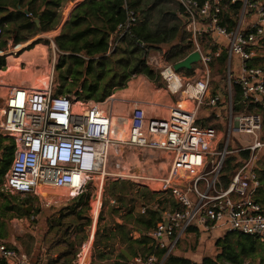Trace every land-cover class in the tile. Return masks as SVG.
Listing matches in <instances>:
<instances>
[{"label":"built area","instance_id":"1","mask_svg":"<svg viewBox=\"0 0 264 264\" xmlns=\"http://www.w3.org/2000/svg\"><path fill=\"white\" fill-rule=\"evenodd\" d=\"M176 1L182 9L178 14L189 43L187 54L197 51L200 58L187 77L167 59L168 48H146V63L163 80L166 97L175 96L170 104L152 93L128 110H116L114 93L102 101L60 93L54 80L55 45L42 80V73L30 79L34 72H25L19 64L0 67L3 72L13 67L0 75V191L29 193L48 203L51 194L45 193L50 189H67V195L54 200L67 202L92 188L91 232L72 264L90 263L86 257L109 179L136 182L167 194L175 204H140V213L159 209L160 219L145 232L150 251L135 254L129 264H163L187 237L200 241L236 232L264 239V204L256 199L261 180L255 170L257 152L264 146V0ZM124 7L125 18L111 35L108 52L139 22V14ZM9 48L1 56L18 55L19 50ZM222 56L226 96L210 91L211 65ZM236 86L245 106L234 115ZM204 105L217 118L225 108V134L199 125L198 110ZM249 105L254 110L247 112ZM233 132L235 140L248 141L229 148ZM5 144H12L13 152L2 172ZM244 150H249L248 157L238 160L225 183V158ZM133 232V238L140 235ZM32 263L31 254L0 242V264Z\"/></svg>","mask_w":264,"mask_h":264},{"label":"trees","instance_id":"2","mask_svg":"<svg viewBox=\"0 0 264 264\" xmlns=\"http://www.w3.org/2000/svg\"><path fill=\"white\" fill-rule=\"evenodd\" d=\"M134 9L140 16V21L125 36H123L115 48L108 52L109 41L116 30V26L125 18V7ZM180 12L182 9L180 8ZM29 13V15L27 14ZM176 14L172 13L167 4V0H80L69 13L68 19L64 22L60 32L53 38L57 50L60 52V59L57 62V69L65 66L66 74L60 76L65 80L60 93H74L79 97L102 101L107 95L113 93L114 89L123 88L127 80L133 75L144 74L153 81L159 80L160 76L146 63V48L160 50L163 45L168 46L167 59L176 62L182 59L189 52V43L184 35L177 38L178 30L182 29V22L177 19L172 23H167L169 19H174ZM38 19V24L35 19ZM59 21V14L55 10V3L52 0H29L21 8H8L0 5V49L4 50L7 40L11 39L16 45L25 42L38 32L49 31L54 28ZM20 47V46H16ZM34 45L26 48L29 50ZM219 64L225 61L224 56L218 59ZM4 60L0 59V66ZM222 71V66L217 69V73ZM212 93H216L212 90ZM245 104L241 98L239 88L235 87L233 98L234 111H242ZM254 107L249 105L245 111H252ZM13 152L12 144L2 146V172L7 169ZM249 150H244L238 155L231 154L225 158L222 170V180L226 183L228 176L233 172V168L238 160L246 159ZM260 191L264 197V178ZM146 190V188H145ZM121 192V191H117ZM127 193V192H126ZM147 194L150 196L159 195L157 192H146L139 194V199L143 200ZM83 193L74 199L76 204L83 198ZM129 199H134V194H130ZM145 201V200H143ZM160 202V201H159ZM14 201V198L7 199L0 203V242L9 236L6 228V216L17 210L21 214H27L25 208ZM148 203V202H142ZM175 206V204L172 202ZM76 214L75 209L69 214ZM60 218L59 223L62 224ZM81 218L77 214L74 218ZM122 224H114L113 228H106L104 232V245L107 247L112 239L121 243L124 250L119 251L116 260L108 264H129V256L150 251L151 239L145 234L147 230L155 225L160 219L159 209H148L145 213H134L132 208L122 217ZM78 227L87 223H77ZM54 224L51 223V227ZM74 225V224H72ZM136 230L140 235L131 237V232ZM58 229L56 231V234ZM235 236V242H231L230 237ZM63 242L59 240L58 243ZM66 246L60 248L55 261L59 264H70L73 256L72 244L70 248L66 240ZM108 242V244H107ZM214 244L217 247L215 256L205 255L198 264H241L243 257L258 254V249L264 252V239L257 236L245 235L236 232H227L217 237ZM106 251L98 252L97 261L106 257ZM161 253V252H160ZM75 254V253H74ZM92 260V259H91ZM96 261V260H95ZM96 261V262H97ZM121 261V262H119ZM34 264L37 260L32 259ZM47 261L45 264H49ZM195 260L189 257L170 253L163 264H194Z\"/></svg>","mask_w":264,"mask_h":264},{"label":"rangeland","instance_id":"3","mask_svg":"<svg viewBox=\"0 0 264 264\" xmlns=\"http://www.w3.org/2000/svg\"><path fill=\"white\" fill-rule=\"evenodd\" d=\"M27 1L29 0H0V5L12 9L21 8ZM52 1L55 3V10L59 14V21L57 25L49 31L38 32L25 42L17 44V46H21L17 54H21L23 51H25L26 48L38 44L33 51H28L27 53L29 54H25L26 59H29V61L32 62L31 70L34 73H32L30 79L38 73H42L38 78L39 80H42L44 76H46V68L48 67L47 61H50L51 55L53 53L52 45H55L53 38L59 34L64 22L69 17L68 13L71 4L66 2L67 0ZM167 4L170 7V10H172V13L174 15L176 14L175 18L169 19L167 23H172L177 19L180 20V16L178 14V11L180 12V6L178 2L176 0H167ZM177 38H181L180 33L177 34ZM7 44L8 46H10V48H14L16 46L13 44V41L11 39L10 41L7 40ZM54 50L57 64L60 59V53L56 50V48ZM11 60L12 58L10 57L8 61L12 63L13 61ZM217 62L218 60H214V67H212L211 65L210 91L212 92V90H215L216 92L221 93L223 96H226V76L224 72V65L221 64L222 71L217 73V69L221 67L219 62ZM6 63L7 62L4 63V66L6 65ZM56 64L54 66V80L58 84L59 90H61L62 85L66 82H64L65 80H61L60 76L66 74V67L62 66L57 69ZM179 72L187 77L192 74V70L181 69L179 70ZM164 87L165 84L163 80H161V78L159 80L153 81L144 74L132 76L127 80L123 88L114 89L113 93L116 97L114 108L116 110H128L131 108V105L134 102L150 99L152 93H155L156 97L164 96L163 102L170 104L171 99H174L175 96L166 97V94L163 90L165 89ZM158 88H160V90ZM73 93L74 91L71 94ZM183 105H186V103H183ZM145 108L146 110H150L151 107L147 105ZM220 113H222L221 117L217 118L216 116H214V113L211 110H207V106H202L198 110L199 125L213 126L214 128L220 130L221 133L225 134L227 130V117L224 107L222 108ZM233 113L235 115L238 114L239 111L235 110ZM236 134V132H233V135H231L232 137L230 138L229 142V148L231 149L239 148L242 143L248 141L247 137H243L241 139L242 143L237 141V139L235 140ZM223 143L224 141H221V143L219 144V148L222 147ZM238 154L239 153L235 155ZM161 166L163 169L165 168V164H161ZM255 170L258 176L262 177L263 179L264 146L261 147L257 152ZM147 189L148 187L136 184V182L130 181L128 179H109L105 182L103 190L101 192V209L94 228V234L91 241L89 253L86 257L88 258L89 255V264H108L114 262L117 250H120L121 246L117 241L112 239L111 242L113 243H109V245L106 247L103 243L105 242L104 232L106 228H113L114 224L124 223L122 217L128 210L132 208L134 213L140 212V204L142 202H148V204L150 205L155 204L159 208L172 205L167 194H159L154 196H150V194H147V196L143 198V200L145 201L141 200L142 198L139 199V194L142 192H146ZM64 190L67 191V189ZM91 190L89 189L83 192V198L80 199L78 204H76V200L67 202H54V200L58 199V197L52 198L53 195L49 196L51 198V202L47 203L44 200L40 201V199L35 195L29 193L10 194L0 191V203L4 202L7 199L14 198L15 202L23 203L29 200L38 207V214L33 216L32 214H21L17 210H14L12 213H6L9 214L8 217L6 216V228L9 230V236L2 241L11 246H14L20 251L31 254L33 260L35 258V260L44 264L47 261L50 262L49 264H59L60 262H62V259L61 261H55V259L59 254L60 248L62 249L64 246H66V243L64 242L66 240V242H70L68 243L69 248L70 244H72V253L69 255V258L71 257V255L73 256V259L70 262V264H72L76 258V254L81 251L83 243L88 240L89 234L91 232L92 219L90 217L91 213L89 203L94 198V194L93 192L91 193ZM58 191L60 190L50 189L49 194L54 193L56 195ZM148 191L153 193L149 189ZM60 192H62V194L64 195H67L68 191ZM130 194H134L135 198L129 199V197L131 196ZM74 209L76 211V214L74 213L68 215V213H71ZM77 214H81V218L77 219V223L83 222L87 224H84V226L82 227H78V224L74 219ZM62 215L65 216H63V219L61 220L62 224H60L59 220ZM12 221L15 223V226L12 225ZM51 223L54 224L52 227ZM57 229L58 234H56ZM131 234L134 235V232H131ZM60 239L63 240V242L58 243ZM216 239L217 237L211 239V237L207 238L203 236V239L198 241L196 238L187 237L178 244L174 253L176 255L189 257L193 261L199 260L205 255L215 256L218 251L216 245L214 244ZM230 239L231 242L236 241L235 236L233 235L230 237ZM100 250H105L107 252L106 257L101 261H97L98 252ZM257 251V255L243 257V261H251L254 264H264V252H261L260 249H258Z\"/></svg>","mask_w":264,"mask_h":264},{"label":"crops","instance_id":"4","mask_svg":"<svg viewBox=\"0 0 264 264\" xmlns=\"http://www.w3.org/2000/svg\"><path fill=\"white\" fill-rule=\"evenodd\" d=\"M80 0H67L66 2H68V3H70L71 4V6H70V10H69V13H70V11H71V9L74 7V5L75 4H77L78 2H79ZM66 5V4H65ZM68 13V14H69ZM66 14V13H65ZM69 16V15H68ZM180 20H181V22H182V18H180ZM178 32H179V30H178ZM177 32V33H178ZM180 34H181V37H182V35H184V36H186L185 34V31L183 30V28L181 29V32H180ZM8 41H10V39H8ZM36 45H38V44H36ZM36 45H34V47L33 48H31V49H29V50H26L25 49V51H23L21 54H18L17 56H11V55H5V56H1V52L2 51H5V49L4 50H1L0 49V59H3L4 60V63L5 62H7L6 63V65L8 66L9 64L11 65V64H15V65H21L22 66V68L24 69V71L25 72H27V71H32L31 70V65H32V62L31 61H29V59H26V56H25V54H29V53H27L28 51H33L34 50V48L36 47ZM16 46H17V44H16ZM10 47V46H9ZM8 47V44H7V49L9 48ZM168 48V46H166V45H163L162 47H161V49L162 48ZM6 49V50H7ZM168 50H169V48H168ZM31 53V52H30ZM12 58V60L11 61H13L12 63H10L9 61H8V59L9 58ZM219 62V61H218ZM217 62V63H218ZM33 64H36V63H33ZM214 63H212V67H214ZM3 67H5L4 66V64L2 65ZM1 67V66H0ZM2 67V68H3ZM16 69V68H15ZM13 71V67H9V69L7 70V71H4L3 72V70H1L0 71V75L2 76V75H6V74H8V72H10V71ZM186 70V69H185ZM2 73V74H1ZM37 83L35 82V85H36ZM261 186H262V182H261ZM49 192H50V190H49ZM49 192H47L48 194H49ZM47 193H45V195H47ZM62 195H64V194H62ZM256 199L259 201V202H261L262 204H264V197H263V194H262V190L260 191V188H259V190H258V192H257V194H256ZM70 201H72V200H70ZM220 235H218L217 237H219ZM216 238V237H215ZM119 243V242H118ZM120 244V246H121V249L120 250H117V253H116V256H117V254H118V252L119 251H122V250H124V247L121 245V243H119ZM9 245V244H8ZM11 246V245H10ZM12 247H14V246H12ZM130 256H129V259L128 260H130ZM115 260H116V258H115ZM119 262H121V261H119ZM246 262H251V261H246ZM245 261H242V263L241 264H244V263H246ZM38 264H44V263H42V262H37ZM251 263H253V262H251ZM32 264H34V262L32 263Z\"/></svg>","mask_w":264,"mask_h":264},{"label":"water","instance_id":"5","mask_svg":"<svg viewBox=\"0 0 264 264\" xmlns=\"http://www.w3.org/2000/svg\"><path fill=\"white\" fill-rule=\"evenodd\" d=\"M34 21L36 24H38L37 18ZM180 32H181V30H179V32L177 34H179ZM199 58H200L199 53L197 51H192L189 54H187L184 58L174 62L173 68L176 71H179L181 69L190 70L192 68V65L194 63H196L199 60ZM24 208H26V207L24 206Z\"/></svg>","mask_w":264,"mask_h":264},{"label":"flooded vegetation","instance_id":"6","mask_svg":"<svg viewBox=\"0 0 264 264\" xmlns=\"http://www.w3.org/2000/svg\"><path fill=\"white\" fill-rule=\"evenodd\" d=\"M22 205L23 207L25 206V211L27 212V214H38V207L36 205H34L31 201H27V203H25L24 205L23 204H20Z\"/></svg>","mask_w":264,"mask_h":264},{"label":"bare ground","instance_id":"7","mask_svg":"<svg viewBox=\"0 0 264 264\" xmlns=\"http://www.w3.org/2000/svg\"><path fill=\"white\" fill-rule=\"evenodd\" d=\"M20 47H21V46H20ZM20 47H15L14 50H19ZM1 74H2V73H1ZM36 83H37V82H36ZM183 103H186V104H187L186 101L182 102V104H183ZM57 190L67 192V191L64 190V189H57ZM60 191H58V193H57L56 195H55L54 193H51V195H53L52 198H53V197H54V198H55V197H56V198H57V197H60V198H61L63 195H62V192H60ZM67 193H68V192H67ZM47 194H48V193H47Z\"/></svg>","mask_w":264,"mask_h":264}]
</instances>
